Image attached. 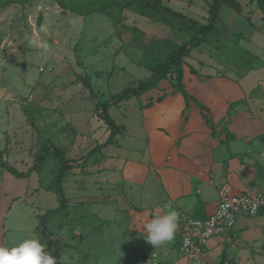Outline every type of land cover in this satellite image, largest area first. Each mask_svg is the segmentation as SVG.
I'll return each mask as SVG.
<instances>
[{
    "label": "rangeland",
    "instance_id": "374dc122",
    "mask_svg": "<svg viewBox=\"0 0 264 264\" xmlns=\"http://www.w3.org/2000/svg\"><path fill=\"white\" fill-rule=\"evenodd\" d=\"M142 1L0 0V163L26 172L45 141L67 159H76L106 140L109 131L96 103L145 80L150 69L190 37L171 27L168 16L134 11ZM156 1L193 21L208 20L211 0ZM235 1L237 9L219 11L208 43L185 56L180 69L200 78L232 75L249 93L232 107L230 120L264 119V46L256 38L244 44L232 33L247 34L253 24L261 31L262 14L253 12L257 0ZM176 71L175 66L168 68L170 84L176 82ZM138 108L131 98L109 108L108 114L121 127ZM106 153L64 178L67 205L76 199V188L90 187L87 177L99 174ZM55 172L51 158L25 180L0 170V264H35L36 255L44 252L37 216L57 207L51 192ZM55 220L48 222L52 234ZM222 242L219 262L264 264V241L225 237Z\"/></svg>",
    "mask_w": 264,
    "mask_h": 264
},
{
    "label": "crops",
    "instance_id": "0c3cea01",
    "mask_svg": "<svg viewBox=\"0 0 264 264\" xmlns=\"http://www.w3.org/2000/svg\"><path fill=\"white\" fill-rule=\"evenodd\" d=\"M255 26L232 33L264 46V27ZM198 75L182 74L187 108L166 80L136 98L139 108L105 149L99 177L90 173V187L76 188L66 216L53 221L60 264H188L177 246L181 217L205 219L224 194L264 192V119L229 116L248 90L232 75ZM225 237L264 241V213L239 216L230 233L205 248L200 264L219 262ZM38 254L35 264H54Z\"/></svg>",
    "mask_w": 264,
    "mask_h": 264
},
{
    "label": "trees",
    "instance_id": "16d2710c",
    "mask_svg": "<svg viewBox=\"0 0 264 264\" xmlns=\"http://www.w3.org/2000/svg\"><path fill=\"white\" fill-rule=\"evenodd\" d=\"M256 6L262 14V25L264 27V0H257ZM223 7H231L233 9L237 7V3L235 0H211L208 7L209 17L207 22L203 24L172 11L171 9L158 3L156 0H143L138 6L134 5L132 7L133 10L139 14H145L146 11L149 10L150 12H157L168 16L170 18L171 27L182 32L189 33L190 37L187 41L172 49V51H170L164 59L160 60L152 69H150V75L145 80L138 83L134 87L127 88L120 93L115 94L105 102L96 103L95 110L100 112L101 118L109 131V135L106 140L99 145L93 146L88 152L76 159H67L61 149L54 146L51 142L45 141L37 149L33 164L26 172H18L7 163H0V170L7 171L17 180H25L28 179L32 173H36L46 159L51 158L56 162V172L53 177L51 192L56 197L57 207L55 209H48L43 214L37 216L38 225L36 230L39 236L38 243L44 247V252H39L38 254V260H54V264H60L59 250L62 245L59 238L50 232L48 222L53 219L64 218L67 214L68 206L62 185L64 178L71 174L73 170L83 169L92 157L100 154L108 146L113 145L115 137L124 131L123 127L117 126L111 119L108 114V109L116 107L120 103L131 98H139L141 95L157 87L162 80H167L166 77L168 68L172 66L177 67L175 78L176 82L169 80L173 88L172 93L181 94L185 100L187 108L188 96L186 95L182 85V72L180 69L181 60L191 51L198 49L205 43H208L212 31L216 28L219 22V11ZM234 37L236 40L239 38L235 34ZM86 87L90 89V86L87 83ZM157 101H160V98H157ZM204 118L208 124L207 118ZM218 264H223V262L220 261Z\"/></svg>",
    "mask_w": 264,
    "mask_h": 264
},
{
    "label": "built area",
    "instance_id": "2783aa9c",
    "mask_svg": "<svg viewBox=\"0 0 264 264\" xmlns=\"http://www.w3.org/2000/svg\"><path fill=\"white\" fill-rule=\"evenodd\" d=\"M261 213H264V192L224 194L215 211L205 219L180 218L178 251L188 264H200L205 248L214 238L230 233L239 216L256 217Z\"/></svg>",
    "mask_w": 264,
    "mask_h": 264
}]
</instances>
